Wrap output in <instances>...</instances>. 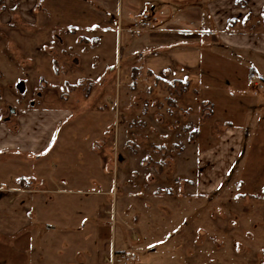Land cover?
Returning <instances> with one entry per match:
<instances>
[{
    "label": "rangeland",
    "instance_id": "1",
    "mask_svg": "<svg viewBox=\"0 0 264 264\" xmlns=\"http://www.w3.org/2000/svg\"><path fill=\"white\" fill-rule=\"evenodd\" d=\"M110 1V17L122 20L119 23L122 28L127 24V10H131L134 17H140L143 11L142 0ZM235 1L238 5L240 1L245 5L249 3V0ZM49 5L48 27L56 31L72 29L79 36V32L84 30L81 26L91 29L92 21H98L88 13L81 16L88 5L83 0H55ZM145 13L150 14L144 12L142 20H145ZM249 17L250 21L243 29L264 31V3L258 16L249 12ZM30 20V17L14 16L9 26L2 27L5 30L0 27L1 119L8 121V126H13L14 130L21 113L31 109L40 111L47 106L65 105L71 115L59 124L47 151L35 154L36 158L29 161L5 162L0 180L10 173L15 177L25 173L22 175L26 179L36 180L38 175L45 178L50 175L57 182L66 180L58 185L62 190L45 194L50 201L71 206L62 210V215L76 225L64 234H89L96 225L95 221L100 219L103 244L109 245L115 240L127 254H137V259L128 264H264V83L256 81L252 87L249 85L240 90L244 87L243 78L244 73L249 72L248 66L246 69L238 66L239 59L232 53L213 57L227 64L224 68H228L225 72L230 73L231 85L230 88H211L210 93L216 100L214 112L201 102L194 112L200 116L199 148L209 145L216 152L227 126L233 124L235 128H241L231 130V143L223 149L229 166L216 188L191 190L184 175H175L172 168L181 149L184 167L189 168L192 162L190 146L196 140H185L181 133L184 128L190 129L186 130L190 132L187 138L193 133L188 121L183 122L182 129L176 126L174 132L183 140L166 136L165 144L146 145L150 139L145 135L142 124L143 97L134 98L131 102L129 97H119L118 105L116 98L105 101L103 96L96 95L93 83L74 82V76H83V73L73 66L65 68L62 65L65 60H77L69 53L72 49L47 47V30L51 28L44 29V32L41 29L42 33H38L40 28L35 26V31L30 34ZM142 27L145 26L140 20L136 28ZM16 30L22 32L15 33ZM128 34L125 29L118 32L120 46L125 47ZM32 35L39 36V39L32 38ZM88 52H94L93 48L88 46ZM121 52L118 50L117 58H112L107 69L113 67L120 76L123 73L129 76L130 64L124 59L123 48ZM29 58L36 65L32 66ZM97 61L94 58L93 66H97ZM37 64H40L39 72L34 71ZM71 67L74 74L66 71ZM213 67L215 73L217 68ZM65 81L74 83L63 88ZM189 114L190 111L185 116ZM212 117L214 125L210 127V134L215 140H208L205 134L209 129L204 125ZM131 131L137 132L141 138H131ZM146 151L152 155H146L148 158L142 160ZM203 184L208 183L201 182ZM89 190H97V193ZM91 200H96L102 207L96 212V219L89 215V208L71 205ZM102 209L108 212L102 213ZM41 216L38 226L30 231L40 239L33 242V253H40L45 248L43 240L46 235L52 234L44 228L47 214L42 213ZM133 233L137 235L136 239L132 237ZM75 243L79 242H71L72 245ZM9 250H3L2 254H12ZM86 250L82 248L81 254Z\"/></svg>",
    "mask_w": 264,
    "mask_h": 264
},
{
    "label": "crops",
    "instance_id": "2",
    "mask_svg": "<svg viewBox=\"0 0 264 264\" xmlns=\"http://www.w3.org/2000/svg\"><path fill=\"white\" fill-rule=\"evenodd\" d=\"M53 1L55 0H0V27L9 26L8 23L14 16L30 17V34L35 31V26L40 28L38 33H42L44 29L46 31V28H51L48 27L49 19L47 20L51 16L48 13L51 9H48L50 5H47ZM83 1L88 5L85 6L87 9L81 12V16L88 13L98 21H92L91 29L81 26L84 30L79 32V36L77 31L72 29L61 32L51 28L50 31L47 30L49 38L46 46L72 49L69 53L75 55L77 60H65L63 67L73 66L79 69L83 76H74L73 81L93 83L94 93L103 96L105 101L116 98L115 101L119 105V97H129L130 102L134 98L143 97L142 124L145 127V135L150 139L146 145L165 144L166 136L168 139L183 140V137L174 132L177 130L176 126L182 129L183 122L188 121L193 133L189 138L187 137L190 132L186 131L189 128L182 129L181 133L185 140H196L190 146L193 152L192 162L189 168L184 167L181 149L172 163V168L175 175H184L191 190L210 191L216 188L229 166L226 165L227 159L223 149L231 143V130L241 127L235 128L228 120H223L222 122L230 125L227 126L225 134L223 133L218 150L215 152L209 145L199 148L197 140H200V116L194 115V112L200 107V102L205 104V108L211 107L214 112L216 100L210 93L211 88H230V73L225 72L228 69L224 68L226 63L218 62L217 57L220 55L232 53L239 59L238 66L245 69L248 66L249 72L244 73V87L241 91L249 85L252 87L256 81L264 83V31L243 29L250 21L249 12L258 16L264 0H249L246 5L243 1L238 5L235 0H142L141 15L147 11L150 13L149 17L142 20L141 15L134 17L131 10H127V24L124 28L119 25L122 20L119 21L118 17L116 20L111 19L110 0ZM235 17L238 20H232ZM140 20L145 27L138 29L136 25ZM3 28L2 31L5 30ZM124 29L130 34L125 47H122L118 44L117 34ZM251 31L255 33H250ZM17 32L22 31L16 30L15 33ZM32 38L37 40L39 36L32 35ZM88 46L93 48L94 52H88ZM122 48L125 50L124 59L130 64L129 76L125 73L120 76L113 67L107 69L112 58H117L118 50L122 53ZM214 56H217L216 59ZM94 58L98 60L95 62L97 66H93ZM30 64H34L32 59ZM39 65L37 64L34 71L39 72ZM213 65L217 68L215 73ZM219 65L222 66L221 69ZM73 67L70 70L67 68L66 71L74 74ZM252 73L254 77L249 76ZM72 83L65 81L63 88ZM189 111L188 117L185 116ZM70 115L71 111L65 105L47 106L40 111L31 109L21 113L18 126L12 130L13 126H8V121L1 119L0 110V173L6 165L5 162L12 164L22 160L29 161L36 158L35 154L47 151L55 130ZM213 120L212 117L207 120L208 124L204 125L209 129L205 134L208 140H215L210 134ZM183 130L187 133L184 134ZM130 137L141 138L137 132L132 131ZM144 153L142 160L148 158L146 155H152L147 151ZM22 174L25 173H19V176L15 177L10 173L7 178L0 180V264H110L104 258L110 257L112 253L115 255L111 264L121 263L120 254H134L137 259L136 253L127 254L116 245L115 240L110 241L109 245L103 244L100 219L95 221L96 225L91 228L89 234H64L76 225L70 218H64L62 215V210L70 209L71 206L69 203L50 201L46 199L45 194L59 192L62 189L58 185L66 180L60 179L57 182L50 175L47 178L38 175L40 178L37 176L36 180L26 179ZM201 182L208 184L201 185ZM182 186L184 189V185ZM89 192L97 193V190ZM71 205L89 208L88 213L92 218L95 217L94 219L96 212L102 208L96 200ZM106 212L108 210L102 209V213ZM42 213L47 214V217H43L44 228L52 234L46 235L47 238L43 240L45 248H42L40 253H33L31 246L34 241L40 239L35 238L30 231L38 226ZM58 232L59 234H56ZM132 237L136 239L137 235L133 233ZM77 241L78 244H71ZM7 248H10L9 253L12 254H2ZM82 248L88 251L81 254Z\"/></svg>",
    "mask_w": 264,
    "mask_h": 264
},
{
    "label": "built area",
    "instance_id": "3",
    "mask_svg": "<svg viewBox=\"0 0 264 264\" xmlns=\"http://www.w3.org/2000/svg\"><path fill=\"white\" fill-rule=\"evenodd\" d=\"M148 16L149 15L147 13H145L143 15V19L148 18ZM144 26H145V24H144ZM253 75L254 74L252 73L251 76H253ZM114 255L115 254L112 253V255L110 257H108V258L105 257L104 260L107 261V262H110V264H111V263H113ZM135 258H136V256L134 254H132L130 256H127L125 254H120V256H119V259H120V261H121L122 264H128L131 259H135Z\"/></svg>",
    "mask_w": 264,
    "mask_h": 264
}]
</instances>
